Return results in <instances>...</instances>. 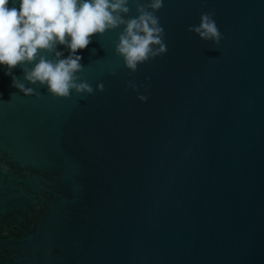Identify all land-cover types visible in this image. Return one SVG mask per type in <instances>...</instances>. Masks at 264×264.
Instances as JSON below:
<instances>
[{"label":"water","instance_id":"obj_1","mask_svg":"<svg viewBox=\"0 0 264 264\" xmlns=\"http://www.w3.org/2000/svg\"><path fill=\"white\" fill-rule=\"evenodd\" d=\"M204 13L219 45L188 31ZM156 15L167 53L135 73L123 27L77 53L92 95L55 97L17 66L25 96L0 65V264H264V0Z\"/></svg>","mask_w":264,"mask_h":264},{"label":"clouds","instance_id":"obj_2","mask_svg":"<svg viewBox=\"0 0 264 264\" xmlns=\"http://www.w3.org/2000/svg\"><path fill=\"white\" fill-rule=\"evenodd\" d=\"M130 0H0V65L12 77L13 87L25 96L37 95L33 88L13 75L20 66L25 80L31 85L46 86L58 98H70L71 92L92 95L87 82H78L83 71L82 56L77 55L92 43L91 37L123 27L116 45V54L123 58L126 68L135 73L138 66L167 53L165 30L156 15L164 0L137 3V17L125 19L130 13ZM213 13L201 15L198 26H190L204 41L220 44L222 35ZM62 45L70 51L67 58L57 50ZM95 54V49L92 50ZM47 55H54L49 60ZM38 58V63H36ZM26 64H34L29 70ZM133 89L135 84H130ZM104 91L103 84L98 85ZM138 99L147 101V96Z\"/></svg>","mask_w":264,"mask_h":264}]
</instances>
